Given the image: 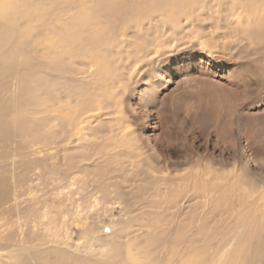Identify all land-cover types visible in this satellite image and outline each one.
<instances>
[{"label":"bare ground","instance_id":"6f19581e","mask_svg":"<svg viewBox=\"0 0 264 264\" xmlns=\"http://www.w3.org/2000/svg\"><path fill=\"white\" fill-rule=\"evenodd\" d=\"M45 1L51 2L30 0L36 5L42 4L44 10L48 8H45V5L49 4L48 2L44 4ZM10 5H3V8H8ZM36 5H27L25 0H17L15 6L18 14L14 18H9V21L14 22L20 16L22 7L25 16L29 19L28 14L33 16L37 13L30 11L29 7ZM44 14L46 25L40 27L39 32L44 33L48 39H61L60 42L66 43L73 49H79L80 43H85L84 51L94 54V59L89 63L80 64V71L62 62L61 59L46 56L40 57L32 67H28L24 61V56L29 57L28 54L26 55V46L22 40L16 39L17 31L12 33L5 26V22L0 20V83L10 76L8 82L16 86L15 91L5 88L0 90V102L3 103H0V174L7 173L9 167L13 174L14 157L34 163L58 157L63 163V168L66 167L64 170L57 168L55 172L50 173L51 176L59 179L58 185L50 191L56 192L60 204L68 201L66 198L73 194L70 191L72 185L79 183V193L74 201L76 206H72L73 202L70 206L67 205L74 215L70 228L69 226L63 228L62 231L59 230L61 232L50 233L49 226L39 231L43 224L40 229L35 228V222L37 220L40 222L44 217L42 214L46 213L36 215L34 205L28 207L24 215L19 213L20 210H16V206L9 208L15 211L17 216L23 215L17 219H23L24 224L29 225L27 218L33 224L31 223L32 225L23 231L21 228H25L22 227L24 224L20 226L18 223L19 226H15V231H11V234L8 232L5 237L4 232H0V264H264V182L259 183L248 174L240 172L238 166L226 172L223 166L225 162L222 166L226 173L221 171L220 167L213 170L210 168L211 165L196 168L189 155H185L183 159L172 156L168 147L174 135L162 128L163 122H158V128L161 130L152 124L144 125V128L139 124L142 119L140 112L143 108L147 110L143 98L148 96L150 100L157 86L171 82L175 84V80L180 78L175 76L177 73L191 70L193 64L186 61H191L193 54L183 51L188 54L187 56L180 53L181 51L178 52L179 46L176 43L186 40L184 44L193 48V44L201 40L206 30V25L201 22L203 17L210 23L209 34L218 40L220 35H215L216 31L211 23L217 24L221 29L223 48L234 52L242 59L241 62L230 66L226 78L238 84L245 82L246 77L250 82L253 79L257 83H264V0H66L57 9L53 7L50 10L46 9ZM125 14L130 15L131 20L118 21V27L123 29L122 34H124L120 37V34H117V27L106 24L105 20L109 17H116L115 19L118 20ZM174 18L178 22L171 26L170 22L174 24L176 21ZM182 19L184 23H181ZM131 28L136 31L128 32ZM137 28L141 31V39L136 38ZM149 31L154 34L152 38L147 36ZM132 34L135 35L134 38ZM87 35H100V37L91 40L86 37ZM189 38L193 40L190 45L187 42ZM138 41L142 42L143 47ZM49 43L45 45V50L55 54ZM197 47L205 48L206 44L198 42ZM45 53L48 54L46 51ZM168 53L177 58V61H181L172 72H167L171 64L164 60ZM202 55L205 56V53L202 52ZM207 58L210 60L211 57L207 56ZM193 60L196 62L194 58ZM160 64L165 66L162 67L165 70H160ZM8 65L11 67L6 69ZM114 65H117L116 68L119 70V75L115 78L116 82L106 79L105 82L108 83L100 89L102 98L98 97L94 104L90 103L93 98L82 92L88 90L87 83H93L92 77L98 70L108 67L114 70ZM194 66L197 72L204 70L207 75L216 78L206 70V63L196 62ZM149 70L156 71V74H148ZM26 71L25 76L20 77L15 84V78ZM38 71L45 84L40 95L46 91L47 102L53 104L57 97L75 99L74 111L69 117L71 135L69 136L66 130L56 133L53 132L54 130L44 129L42 148H49L43 150V157H35V153H29L26 148L27 139L30 143L36 142V136L32 133L35 113L32 111L29 113L24 107L27 98L33 97L38 86L34 80V75L38 74ZM124 90L126 91L123 92ZM82 94L86 95V98H80ZM115 94L120 96L122 100L120 103L115 100ZM149 111H144L147 121L151 119ZM18 113L19 116H16ZM9 115L14 117L9 119ZM29 115L32 118L27 119ZM45 117L46 127L48 123L60 121L56 109L48 110ZM99 125L105 127L104 133L97 134L96 129ZM9 127L14 133L21 135L19 136L21 139L16 140L11 147V138L6 134ZM53 137L57 139L54 141ZM158 137L162 138L166 150L161 148L162 142L160 143ZM36 140L39 141V138L37 137ZM186 140L193 144V140L189 138ZM21 145L26 146L25 152L21 149ZM180 148L182 149L183 146L181 145ZM5 155L10 156V162L6 164L4 162L9 160ZM233 160L235 163V159ZM75 178L78 182L75 181L74 184L72 181ZM26 181L23 184H26ZM2 182L0 178V185ZM241 182L244 187H239ZM258 183L260 186L257 185ZM4 195L1 191L0 199H3ZM218 200H222L226 210L229 211L230 224L233 227L232 235L222 240L218 252L215 254L209 252L211 257L204 254L202 260L199 259L200 261L196 263L194 258L190 257L194 253V249L189 245L191 236L187 230H183L187 227V221L191 220L189 216L195 209L200 208L201 219H205L208 215L207 210H211L214 202ZM113 207L119 208L120 215L116 219L110 214ZM40 211L41 209H38V212ZM133 213L137 216H161L164 223L159 225L147 219L143 223L132 225L138 228L136 232H131L134 233L133 236L129 237L126 234L124 237L125 233L122 231L119 235L112 232L108 237L101 234L93 235L97 226L90 221L88 230L95 236L94 240L97 242L100 238V241L107 246L103 255L90 252L87 255L77 253V245L70 242L69 236L73 235L71 225L79 227L80 230L86 229V222L93 216L107 220L111 218L114 223L125 224L132 222V216L128 214ZM64 220L66 221L65 218ZM55 223L49 221L48 224L52 226ZM144 226L147 229H144ZM156 230H159L160 237L154 234ZM7 236H10L8 240ZM135 236L138 237L137 249L140 255L145 253L148 255L155 249L154 247L164 249V254L153 256L149 260L145 259L144 263H137L136 260L130 263L124 259L121 249ZM11 237H15L14 243L9 246L6 242L10 241ZM126 237L127 239L124 240ZM16 245L19 248H16ZM169 256H175V259L167 261Z\"/></svg>","mask_w":264,"mask_h":264},{"label":"rangeland","instance_id":"374dc122","mask_svg":"<svg viewBox=\"0 0 264 264\" xmlns=\"http://www.w3.org/2000/svg\"><path fill=\"white\" fill-rule=\"evenodd\" d=\"M50 1L51 2L48 1L43 2L44 4L49 3L48 5H45V8L48 7L46 8L48 10H50L51 7H53V9L59 8V6L64 4L66 0H50ZM16 3L17 0H0V20L5 22L4 23L5 26L12 33H15L17 31V34L15 36L16 39L22 40L23 41L22 43H24V46H26L27 48L26 55L28 54L29 57L24 56V61L28 67H32V65L36 63L37 59H39L40 57L46 56V57H54L57 59H61L62 62H66L80 71V66H79L80 64L86 62L89 63L94 59L93 56L94 54L84 51V49L86 48L85 43L82 44L80 43L79 49H73L71 46L66 45V43L60 42L61 39L60 40H55L54 38L48 39L44 33L39 32V28L45 27L46 25V23L44 22L45 17L43 16L45 15L44 12L46 11V9L45 10L42 9L43 7L42 4L36 5L34 3H31L30 0H25V3L27 5L29 4L36 5V7H29V10L37 13L34 14L33 16L28 14L30 18L27 19L25 13L23 12V7L25 5L24 4L20 16L14 22H10L9 18L11 17L14 18L18 14L17 7L15 6ZM9 4L11 5L9 7L7 6L8 8H3V5H9ZM115 18L116 17H112V18L109 17L107 20H105V23L108 25L116 26L117 34H120V37H122V35H124L122 34L123 29L118 27L119 26L118 21L119 20H122L123 22L130 21L131 16L125 14L123 16H120L118 20H116ZM134 19L135 18L133 17V20ZM174 19L176 20V18ZM18 22L19 25H17ZM177 22L178 20H176L174 24L170 22V25L174 26L176 25L175 23ZM201 22L206 25L205 27L206 30L202 34L203 37H201V40L198 39L197 40L198 42H205L206 47L200 49L199 47H197L198 42H195L193 44L194 47L190 48L189 46L184 44L186 40L178 41L176 43L179 46L178 52L181 51L180 53H183L184 55L187 56L188 54L185 52H190L193 54L191 57V61L188 60L186 61V63L193 64L191 66L192 68L190 67L191 70L186 71L187 74L183 70L179 74L177 73L175 76H179L180 78L175 80V84L171 82V83H164L161 86L160 85L157 86L156 88L157 90L153 92L154 94L152 95L150 100L148 96H145L143 98V102H145L144 105L145 108H147V110L143 108V110L140 112L141 114L140 116L142 119L140 120L139 124L143 128L147 125L151 126L152 124L154 125V127L156 126L155 128L161 130V128H158L159 127L158 122H163L164 124L162 123V128L165 129V131L167 130V132H170L172 136L174 135L173 136L174 138L172 137L171 139L172 142L169 143L170 146L168 147L170 148L171 151L170 153L172 154V156L173 157L177 156L180 157V159H183L185 155L186 156L189 155L192 158V164L196 168L205 167V166L210 167L211 165L210 168H212L213 170L219 169L220 167L221 171L225 172L224 170L226 168V172H228L230 170L232 171L234 168L238 166L240 172L242 171L244 174H248L249 176L253 177L256 181H259V183L264 182V149H263L264 147V83H257L253 79L250 82L247 77L244 80L245 82H240L239 84L236 81L233 82L230 81V79H227L226 74L227 72L230 71V66H233L235 63L241 62L242 59L237 57V55H235L234 52H231L227 48H223L222 39H221V29L218 28L217 24L211 23L213 29L216 31L215 35L216 36L217 34L220 35L218 40L214 36H212V34L211 35L209 34L210 23L207 22L204 19V17L202 18ZM181 23H184L183 19L181 20ZM179 24H180V20H179ZM89 26L93 27L92 25ZM129 31H131L132 33L135 32L136 30L131 28L128 30V32ZM137 32L138 34L136 38L141 39L142 34L139 28H137ZM89 36L87 35L86 37H88V39L90 38L91 40L100 37V35L98 36L89 35ZM147 36L149 38H152L154 34L152 32L150 33L149 31ZM132 37L134 38L135 35L132 34ZM105 38L108 39L109 37H105ZM192 41L193 40L189 38L187 42L190 45ZM48 42L50 43L52 42L51 44L50 43L49 44L50 47L55 51V54L49 53V50H45L44 47L45 45H48ZM138 43L141 45V47H143L142 42L138 41ZM132 48L137 49V47L135 46H132ZM45 51L48 54H46ZM202 52L205 53V56L202 55ZM241 55L244 56L243 54ZM207 56L211 57L210 60L209 58H207ZM110 58L113 59L114 57H110ZM193 58L197 63H202V64L206 63L207 66L206 70L210 71L213 75H215L216 78H212L210 74L207 75V72H204V70L197 72L198 70L194 66V63L196 62H194ZM164 60L168 61V64L169 63L171 64L167 72H172L173 69H176V67H178L177 63L179 64L181 63V61H177V58H175L171 53L166 54ZM160 66H161L160 70H165L163 69L165 68L164 65L160 64L159 67ZM10 67L11 65H8L6 69H9ZM116 67L117 65L113 66L114 70H112L109 67L98 70V72L94 74V76L92 77L93 83L90 82L87 83L89 86L88 90H83L82 92L86 93L87 96L89 95V97L93 98V100L90 103L94 104L95 101L98 99V97L102 98L100 96V94L102 93L100 92V89L108 83L105 82L106 79H108L109 81L116 82L115 78H117V75H119V70ZM149 72L150 73L148 74L152 73L151 75L156 74V71L149 70ZM26 73L27 71L22 74L20 73L14 80L15 84L17 80L20 77L25 76ZM10 78L11 77L8 76L5 81L0 83V90H2L3 88L7 90L11 89L12 91L16 90V86H13L8 82V79ZM34 80L36 83H38V86L35 92L33 93V97L31 99L30 97L27 98V102L24 107V110L28 111L29 113H31V111L35 113L34 114L35 119L34 122L32 123V125H34L32 126L33 127L32 133H34L36 136L35 138L36 142L35 144L34 142L30 143L29 140L26 138L27 147L21 145V149H23V151L25 152L26 151L25 147H26L29 153L31 152L35 153V157L36 156L43 157V152H44L43 150L49 148V147H46L45 149L42 148L44 129H49L51 131L54 130L53 132L56 133H60L62 130H66L68 132V135L69 136L71 135L72 128L69 125L70 123L69 117H71L70 115L74 111L75 99L65 98V97L62 98L59 97L61 99H58L57 97L55 99L56 101L54 100V103L51 104L50 102H47L46 99L47 97L45 96V94H47L46 91L43 95H40L43 85H45L42 82L40 71H38V74L34 75ZM125 91L126 90H124L123 92ZM157 94L158 96H156ZM114 96H116L115 100H117L118 103L122 101L120 96L116 94ZM7 97L8 95L6 96V100ZM80 98H86V95L82 94ZM0 103L3 104L2 102ZM55 106H57V108H55ZM54 109H56V111L58 112L60 121L55 123L52 122L51 123L52 125L48 123V126L50 125L52 127L51 128H49L50 126L46 127V123H47L45 117L46 112H48V110L53 111ZM148 110L152 111V112L149 111L150 114L147 113L152 119V120L150 119L149 121L145 120V114H144V111H148ZM153 110L155 111V113ZM16 116H19V113ZM225 116H227V118ZM12 117H14V115L8 116L9 119ZM30 118H32L31 115L27 116V119ZM6 124H9V122H6ZM171 125L172 127H170ZM103 128L105 127L99 125V127L96 129L97 134H99L100 132L104 133ZM8 129H9L8 131L6 130L5 131L6 134L9 135V138H11L10 139V147H11L16 140L18 141L19 139H21L19 138V136L21 135L14 133L11 127H9ZM37 137L39 138V141L36 140ZM161 137H158L160 138L159 139L160 143L163 141ZM187 137L190 140H193V144H191L190 141L186 140L188 139ZM56 139L57 138L53 137L54 141ZM181 145L183 146L182 149L180 148ZM260 147L263 150H261ZM161 148L165 149V144L163 142L161 143ZM212 149H214L213 152ZM229 150L235 152L231 153V151ZM5 156H7V159L9 160L7 162H4L6 164L10 162L9 159L10 156L9 155H5ZM233 159H235V163ZM229 160L230 162H228ZM12 161L14 162L13 174H11L10 167L7 170V173L0 174V178H2L3 181L2 184L0 185V192L2 191L5 194L3 196V199H0V226H1L0 232L1 233L4 232L3 234L4 237L9 234L8 232H10V234L11 231L14 232L16 227L19 226L18 223H20V226L24 224V220L17 219L19 216L15 214L16 212L9 209V208H14L15 206L17 207L16 210H20L19 213H22L23 215L25 214V210L27 211L30 207H32V205H34L33 208L36 210V212L34 211L33 212L35 214L37 213L36 215L40 213L41 214L46 213V214H42L44 217L41 218L40 222L37 220V222H35L34 224L36 225L35 228L38 229H40V227L43 224V227L39 231H41L46 226L47 227L49 226L48 228L50 229V233L61 232L63 228H67L68 226L70 228V223H72L74 215L71 214L72 213V211L70 210L71 208L68 206H70L72 202H73L72 206L75 205L74 201H76L79 193V183L76 185L75 181L78 182V179L75 178V180L72 181L74 182L75 186L72 185L70 187V191L73 194H71L66 198L68 201H64V203L60 204L56 192L50 191V189L56 187L59 182V179L51 176L50 173L55 172L57 168L59 170L61 169L64 170V168L66 167L65 166L63 168V163L60 161L58 157L40 163H34L28 160H19L18 158L15 157L12 159ZM224 162L226 164H224ZM55 165H57L56 168ZM15 166H18V168ZM25 181L26 184H23ZM214 181L217 182L216 180ZM259 183L257 185L260 186ZM77 186H78V191H77ZM239 187H244L242 182L239 184ZM43 205H45L46 207H44ZM50 207L52 210L50 209ZM66 207H68L69 209ZM38 209H41V211L38 212ZM118 210H119L118 207H113L112 212L110 213L111 216H114V219H116L120 215ZM60 212H62L61 214L63 215H61ZM201 212L202 211L200 208L195 209V211L189 216L191 220L187 221V227H185L183 230V231L187 230L189 236H191L189 240V245L194 249V253H192L191 254L192 256L190 257L194 258L193 260L196 263L202 260L204 254L211 257L210 255L211 252L212 254L218 252L222 240H224L228 235H232L233 232V227L230 224L231 217L229 216V211L226 210L222 200H218L214 202L213 208L211 210H207L208 215L205 219H201L202 217ZM135 213L128 214L129 216H132L131 219L132 222L130 223L127 222L125 224L114 223L112 222L111 218L110 220H107V218H100L93 216L86 222L85 224L86 229L80 230L79 227H75L71 225L73 235H71V237L69 236L70 242L75 243L77 245V251H78V252L76 251L77 253L87 255L90 252L91 254L95 253V254L103 255L105 253L104 249L107 246L104 245L105 243L104 242L102 243L100 241V238L98 237H96L98 238L96 242L94 240L95 237L93 236L94 234H101L102 236L109 237V235L112 232H116V234L119 235L123 231L125 233L123 235L124 237L126 234L127 236L130 237L134 235V233L132 234L131 232L132 231L136 232V229H138L136 227H132L133 224H137L140 222L143 223V221L147 219L153 220L152 223H157L159 225L161 223H164L162 221L161 216H157V215L137 216L135 215ZM67 214L70 215L67 216ZM23 215H20V217H23ZM60 218L61 220L62 219L63 220L61 221ZM64 218L66 219V221L64 220ZM49 221L56 223L51 226L48 224ZM58 221L61 224V226L58 223ZM90 221H93L97 226V229L93 233V235L88 230V224ZM27 222L29 223L30 226L33 224L29 218H27ZM57 224L59 225L57 226ZM29 225L24 224V226L22 227L25 228H21V227L20 228L21 230L25 231L27 227H29ZM145 227L146 226H144V229H147V227L146 228ZM154 234L157 237H160L159 230H156ZM9 238L10 236H7V240ZM14 238L15 237H11L10 241H7L6 243L9 244V246L13 245ZM125 239H127V237L124 238V240ZM137 239L138 237L135 236L133 240H130V243L129 242L126 243L125 246L121 249L124 259H127V261H129L130 263L133 260H136L137 263H141V262L144 263L146 262L145 259L149 260L150 258H153V256L164 254L165 252L164 249H156V247H154L155 249L153 251H150L148 255H146V253L145 255L143 254L140 255L139 254L140 251L139 249H137L138 248ZM3 243L6 244L5 242ZM15 247L19 248L17 245ZM198 248L200 249L198 250ZM172 259L174 260L175 256L174 257L169 256V258H167L166 260L170 261Z\"/></svg>","mask_w":264,"mask_h":264}]
</instances>
